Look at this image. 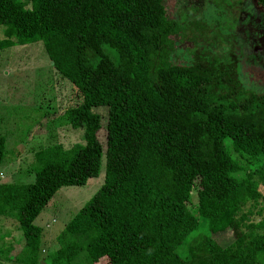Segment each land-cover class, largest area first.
I'll return each mask as SVG.
<instances>
[{"label":"trees","instance_id":"1","mask_svg":"<svg viewBox=\"0 0 264 264\" xmlns=\"http://www.w3.org/2000/svg\"><path fill=\"white\" fill-rule=\"evenodd\" d=\"M0 24V51L44 42L79 103L41 117L84 139L66 148L48 133L33 181H0V217L21 233L2 264H264V93L240 81L236 57L172 60L186 37L164 0H0ZM102 155L103 184L44 244L35 218L98 175ZM8 156L0 135V167Z\"/></svg>","mask_w":264,"mask_h":264},{"label":"rangeland","instance_id":"2","mask_svg":"<svg viewBox=\"0 0 264 264\" xmlns=\"http://www.w3.org/2000/svg\"><path fill=\"white\" fill-rule=\"evenodd\" d=\"M169 15L177 22L182 39L172 60L191 63L203 53H213L220 60L236 57V72L248 89L264 93V9L256 0H164ZM5 27L0 24V37ZM78 91L52 67L44 42L15 45L0 51V135L6 138L8 158L0 167V181H33L35 152L47 145L48 133L67 147L84 144L83 128H73L64 118L54 121L48 130L45 108L63 111L79 103ZM41 106L38 111V107ZM41 117V121L36 123ZM33 127H32V124ZM47 126V128H46ZM32 129L31 134L25 135ZM30 133V132H29ZM105 147V128L98 132ZM54 142L48 143L53 144ZM7 157V156H6ZM105 156L98 175L82 186H62L35 218L43 230V243L53 244L66 222L103 184ZM192 198H196L192 192ZM201 221V220H200ZM49 225L46 227V225ZM202 229V228H201ZM193 232L186 239L191 238ZM21 233L14 219L0 217V248L18 250ZM178 250L184 255L187 250ZM4 251L0 250V256ZM16 253L15 251L12 252ZM1 259V258H0ZM3 261H0L2 264Z\"/></svg>","mask_w":264,"mask_h":264},{"label":"built area","instance_id":"3","mask_svg":"<svg viewBox=\"0 0 264 264\" xmlns=\"http://www.w3.org/2000/svg\"><path fill=\"white\" fill-rule=\"evenodd\" d=\"M49 225L47 224V226L46 227H48Z\"/></svg>","mask_w":264,"mask_h":264},{"label":"crops","instance_id":"4","mask_svg":"<svg viewBox=\"0 0 264 264\" xmlns=\"http://www.w3.org/2000/svg\"><path fill=\"white\" fill-rule=\"evenodd\" d=\"M52 65V64H51Z\"/></svg>","mask_w":264,"mask_h":264}]
</instances>
